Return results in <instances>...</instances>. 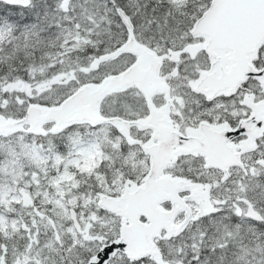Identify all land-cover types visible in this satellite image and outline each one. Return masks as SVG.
Instances as JSON below:
<instances>
[{
  "label": "snow or ice",
  "instance_id": "1",
  "mask_svg": "<svg viewBox=\"0 0 264 264\" xmlns=\"http://www.w3.org/2000/svg\"><path fill=\"white\" fill-rule=\"evenodd\" d=\"M0 264H264V0H0Z\"/></svg>",
  "mask_w": 264,
  "mask_h": 264
}]
</instances>
